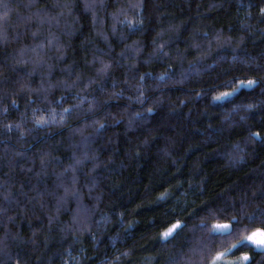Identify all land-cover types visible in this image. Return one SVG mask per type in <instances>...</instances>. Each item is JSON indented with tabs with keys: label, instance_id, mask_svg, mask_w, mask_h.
<instances>
[{
	"label": "trees",
	"instance_id": "obj_1",
	"mask_svg": "<svg viewBox=\"0 0 264 264\" xmlns=\"http://www.w3.org/2000/svg\"><path fill=\"white\" fill-rule=\"evenodd\" d=\"M257 229L264 0H0V264H264Z\"/></svg>",
	"mask_w": 264,
	"mask_h": 264
},
{
	"label": "snow or ice",
	"instance_id": "obj_2",
	"mask_svg": "<svg viewBox=\"0 0 264 264\" xmlns=\"http://www.w3.org/2000/svg\"><path fill=\"white\" fill-rule=\"evenodd\" d=\"M250 84L252 82H249ZM256 135H259L258 133ZM180 227L179 223L177 224H173L166 232H164L163 236L165 239H167L168 237L173 235V232L178 229ZM232 231V226L228 223H224V224H220L217 223L215 225H213L210 229H209V233L210 235L213 234H223V233H227V234H231ZM247 241H250L251 243L255 244L257 247H262L264 248V231L257 229L256 232L252 233L251 235L246 237ZM243 243V242H242ZM233 247H236L235 245ZM231 249L228 250V253H231ZM226 255V253H217L216 257L213 259L212 264H216V261H218L219 259H221L222 257H224ZM243 260L245 262H247L249 260V257L247 255H245L243 257Z\"/></svg>",
	"mask_w": 264,
	"mask_h": 264
},
{
	"label": "rangeland",
	"instance_id": "obj_3",
	"mask_svg": "<svg viewBox=\"0 0 264 264\" xmlns=\"http://www.w3.org/2000/svg\"><path fill=\"white\" fill-rule=\"evenodd\" d=\"M247 243H249L253 248H255L258 251H262L264 250V248L262 247H257L255 244L251 243L250 241H247ZM230 261V260H229ZM228 260L225 261V259L221 258L217 261V264H245L246 262L243 260V258H241V260H239V263H233V261L229 262Z\"/></svg>",
	"mask_w": 264,
	"mask_h": 264
}]
</instances>
